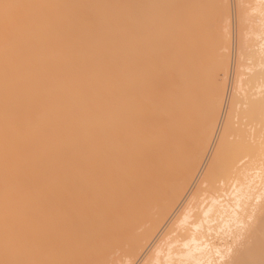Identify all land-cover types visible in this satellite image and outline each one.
Returning <instances> with one entry per match:
<instances>
[{"label":"bare ground","instance_id":"obj_1","mask_svg":"<svg viewBox=\"0 0 264 264\" xmlns=\"http://www.w3.org/2000/svg\"><path fill=\"white\" fill-rule=\"evenodd\" d=\"M0 264H264V0H0Z\"/></svg>","mask_w":264,"mask_h":264}]
</instances>
